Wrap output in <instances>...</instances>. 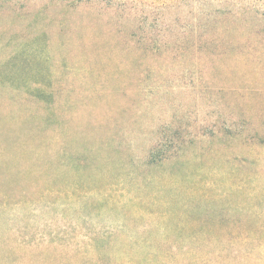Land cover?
I'll list each match as a JSON object with an SVG mask.
<instances>
[{
  "label": "rangeland",
  "instance_id": "1",
  "mask_svg": "<svg viewBox=\"0 0 264 264\" xmlns=\"http://www.w3.org/2000/svg\"><path fill=\"white\" fill-rule=\"evenodd\" d=\"M175 200L264 264V0H0V264H107Z\"/></svg>",
  "mask_w": 264,
  "mask_h": 264
},
{
  "label": "trees",
  "instance_id": "2",
  "mask_svg": "<svg viewBox=\"0 0 264 264\" xmlns=\"http://www.w3.org/2000/svg\"><path fill=\"white\" fill-rule=\"evenodd\" d=\"M135 215L147 224L136 235H129L122 244L113 241V249L107 247V264H179L180 261L204 264L208 260H200L202 257L199 258L198 252L204 244H222L216 258L224 260L230 245L237 247L239 243L242 245L258 238L253 227L237 234L228 232L234 230V225L226 231L223 224L230 219L224 218L223 214L206 220L191 212L188 206H180L176 200L163 204L159 210L149 203H141ZM125 226L124 222L117 224L118 228ZM107 242H111L110 237Z\"/></svg>",
  "mask_w": 264,
  "mask_h": 264
}]
</instances>
